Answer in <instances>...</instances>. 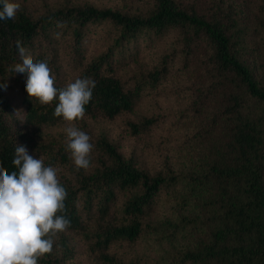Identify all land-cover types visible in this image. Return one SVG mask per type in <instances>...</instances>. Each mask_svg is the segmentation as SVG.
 <instances>
[{"label":"trees","instance_id":"trees-1","mask_svg":"<svg viewBox=\"0 0 264 264\" xmlns=\"http://www.w3.org/2000/svg\"><path fill=\"white\" fill-rule=\"evenodd\" d=\"M227 1L214 0L212 8L200 11L179 0H151L147 10L135 13L67 5L46 9L38 17L19 10L15 19L0 20V163L9 174L18 172L12 160L16 145H24L42 157L45 166L58 169V179L68 194L66 215L71 226L54 238L53 251L38 264L73 260L72 236L82 239L97 264H137L120 257L114 247L133 245L145 232L156 230L147 217L156 199L164 195L182 206L193 201L199 211L197 222L183 217L181 224L174 225L175 232L185 225H192L196 232L194 247L174 263L264 264V82L254 66L263 44L246 42L247 27L241 25L240 12L225 7ZM251 17L255 20L251 32L264 37V0H259ZM96 23H110L113 34L109 46L88 59L84 38L88 27ZM169 32L178 36L185 69L190 67V57L197 55V68L206 79L197 106L219 97L218 110L210 115L205 131L218 135L220 151L196 174L151 173L103 137L94 145L105 158L77 171L66 150V134L52 132L66 124L54 115L58 98L49 105L40 104L26 91L27 74L14 71L22 63L16 41L30 50L34 62L48 63L57 88L77 78L93 79L96 86L84 118L114 120L155 91L168 71L166 56L162 70L123 81L116 67L124 53L141 38ZM54 33L60 34L59 39ZM64 58L73 76L62 74ZM15 87L23 107L20 115L8 93ZM158 123L157 117H147L128 126L131 135L137 136Z\"/></svg>","mask_w":264,"mask_h":264},{"label":"rangeland","instance_id":"rangeland-1","mask_svg":"<svg viewBox=\"0 0 264 264\" xmlns=\"http://www.w3.org/2000/svg\"><path fill=\"white\" fill-rule=\"evenodd\" d=\"M184 5H195L200 11H206L215 5L214 0H179ZM20 3V10H25L33 17L43 14L46 9L62 6L93 5L99 8L118 9L124 13H135L147 10L151 0H15ZM259 0H228L225 7L240 12V22L247 27V43L255 45V41L263 44L255 63L258 78L264 82V43L263 35L255 37L252 14L257 12ZM113 27L110 23L92 24L84 38L85 55L88 59L98 55L109 46ZM256 38V39H255ZM258 39V40H257ZM64 53V50H61ZM169 57L166 65L168 71L160 79L157 89L147 93L139 100L132 111L123 113L114 120L102 118H83L73 122L76 127L88 133L95 144L106 137L115 144L125 158H134L141 168L153 173L157 171L196 174L203 171L210 162L211 156L220 151L218 135L207 133V121L218 109L219 97L204 101L203 107L197 106L200 88L206 80L202 71L197 68V55L190 57V67L185 69L186 60L182 52L178 36L169 32L153 39H139L129 45L121 63L116 67L117 75L123 81H131L135 74L150 73L155 69H163L165 57ZM175 57L174 60L171 58ZM253 59V58H252ZM64 58L61 72L64 76H73ZM14 84V83H13ZM12 84V85H13ZM10 97L16 104L14 111L21 114L17 88L11 89ZM197 110L201 113L197 114ZM157 117L159 123L147 133L131 135L129 122H140L143 118ZM65 125L52 132L65 133ZM30 155L39 159L37 154ZM105 158L102 151L95 148L91 153V164ZM120 206V202L118 203ZM199 211L192 201L189 205L170 200L166 195L157 198L147 217L148 222L156 227L155 231L145 232L133 245L124 243L115 245L114 250L127 261L137 264H176L174 260L194 247L196 232L192 225L173 231L176 223L181 224L183 217L197 222ZM173 223V224H171ZM74 258L67 264H97L86 251L85 244L79 237H71Z\"/></svg>","mask_w":264,"mask_h":264},{"label":"clouds","instance_id":"clouds-1","mask_svg":"<svg viewBox=\"0 0 264 264\" xmlns=\"http://www.w3.org/2000/svg\"><path fill=\"white\" fill-rule=\"evenodd\" d=\"M0 6V20L15 19L21 7L15 0H0ZM53 35L59 39V33ZM16 46L22 63L15 65V73L27 74L26 91L40 104L49 105L58 98L54 115L68 122L66 150L77 171L87 170L94 144L73 122L84 118L95 81L77 78L57 88L48 63L34 62L19 39ZM12 163L18 172L10 174L0 163V264H38L53 251L54 238L71 226L66 215L68 194L58 179V169L45 166L43 158L30 155L26 146L16 145Z\"/></svg>","mask_w":264,"mask_h":264}]
</instances>
